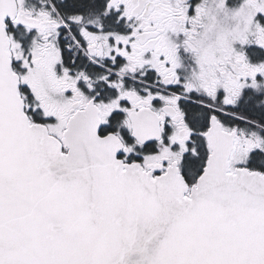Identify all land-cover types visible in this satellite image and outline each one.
<instances>
[{
  "label": "snow or ice",
  "instance_id": "1",
  "mask_svg": "<svg viewBox=\"0 0 264 264\" xmlns=\"http://www.w3.org/2000/svg\"><path fill=\"white\" fill-rule=\"evenodd\" d=\"M0 264H264V0H0Z\"/></svg>",
  "mask_w": 264,
  "mask_h": 264
}]
</instances>
